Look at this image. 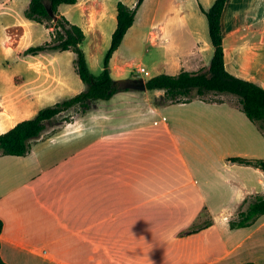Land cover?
<instances>
[{"label":"crops","instance_id":"obj_1","mask_svg":"<svg viewBox=\"0 0 264 264\" xmlns=\"http://www.w3.org/2000/svg\"><path fill=\"white\" fill-rule=\"evenodd\" d=\"M163 1L174 9L159 14ZM175 1L143 0L117 51L126 39L144 45L157 75L205 69L213 54L208 29L195 26ZM214 1L197 0L199 13V6L207 11ZM233 1L226 0L221 16L224 68L264 89V80L244 73L241 62L264 61V26H258L264 0L251 5L245 0L239 16L228 11ZM118 2L128 8L136 4L77 0L57 11L84 32L83 43L88 33L108 41ZM28 4L0 0V14ZM56 59L51 57L48 71L39 73L48 86L41 96L65 90L66 73L78 79L77 93L83 91L75 71L59 70ZM37 65L26 70L34 75ZM137 76L152 77L149 72ZM30 78L9 77L0 85V134L35 115L8 93ZM162 95L161 90L117 93L69 122L48 127L26 156H0L3 263L264 264V215L250 227H229L246 198H264V173L228 161L264 160V137L230 103L154 105ZM204 216L210 225L181 234L203 226Z\"/></svg>","mask_w":264,"mask_h":264},{"label":"trees","instance_id":"obj_2","mask_svg":"<svg viewBox=\"0 0 264 264\" xmlns=\"http://www.w3.org/2000/svg\"><path fill=\"white\" fill-rule=\"evenodd\" d=\"M142 2L143 0H136L133 8H128L121 2L117 3L116 28L102 61V71L95 76L89 70L85 54L81 49L85 40L84 32L78 26L70 24L57 11L59 5H75L77 0H29L24 17L30 22L43 25L48 30L49 40L39 46L27 48L23 55L36 56L47 51L73 53L74 71L84 85V90L38 110L30 119L18 122L14 127L0 134V156H26L32 144L42 137L48 127L55 128L62 122L70 121L67 118L58 122V117L75 109L81 114L85 113L97 101H109L115 94L121 92L141 91L142 85L145 87L144 91H163V95L154 102L156 106L186 104L194 100L212 103L203 98L209 94L232 97L235 102L230 103L231 106L242 112L264 137V89L251 80L229 74L224 68L221 16L226 0H215L207 11L199 6L200 12L206 19L208 36L213 48L211 60L205 69L197 72L181 71L173 76L160 74L147 80L140 77L115 80L111 77V57L132 26ZM45 4L51 7L55 20L47 14ZM17 80L15 78V83ZM228 161L252 166L264 173L262 159L231 158ZM262 215H264V198L250 196L239 207L236 219L229 221V227L230 229L250 227ZM203 224L200 227L193 225L181 234L196 233L210 225V222L205 220ZM1 229L0 222V233ZM0 264L5 263L0 259Z\"/></svg>","mask_w":264,"mask_h":264},{"label":"rangeland","instance_id":"obj_3","mask_svg":"<svg viewBox=\"0 0 264 264\" xmlns=\"http://www.w3.org/2000/svg\"><path fill=\"white\" fill-rule=\"evenodd\" d=\"M244 1L245 0L233 1V3L230 4V7H228V11H231L232 15L239 16L244 7ZM175 2L176 9H182V12L185 13L186 16H188L187 14L189 13V15L195 20V26H205L207 30L205 17L198 11L197 0H176ZM248 3L251 5L253 0H248ZM170 8V4L163 1L159 6L158 13L166 12L170 10ZM25 9L26 6L18 5L7 10L3 14H0V85L4 84L9 77H31L32 79L30 78L31 80L27 81L25 87H18L13 92H8V90L6 91L3 89V93H5V95L9 93V95L15 98L18 103L28 105L31 108L30 111L37 112L38 110L51 106L62 99L76 95L78 91L75 90V85L77 83L75 80L78 79H75L73 77L74 75L66 73L69 78L66 81L68 87L65 90H60L51 98L41 96L43 95V92H46L48 86L42 79H40L41 76L39 73L40 71L45 73L48 71L51 57L55 56V58H57L55 65L58 66L59 70L62 71L68 67V70L73 72L74 55L73 53H69L68 55L62 54L56 56L50 52L39 53L36 56L29 55L30 57L23 55V52L27 48L39 46L49 40L46 35V29L43 25L35 24L25 19ZM173 9L174 6L171 10ZM258 26H264V19L261 20V24ZM109 45L110 39L107 41V38L103 35L101 38H96L94 34L90 33L87 34L86 41L81 45V49L87 56L89 69L95 76L99 75L101 72L102 61ZM225 46L229 47L228 40L226 41ZM257 49L259 50L260 48ZM241 62H245L246 64L245 68H243L244 73L252 74L254 76L257 75L261 77V81L264 80V61L262 58L245 59L241 60ZM29 64H38L35 66L37 71L36 73L34 72L35 76L33 73L29 74L26 70ZM110 66V75L115 80H125L131 78L132 75H137L135 70L139 67H143L152 77L157 76L158 72L157 69L152 68L150 53L146 52L144 45H131L128 43L127 39L120 50L117 51ZM141 76L147 77L143 76V74H141ZM203 98L212 103L235 102L234 98L225 95L209 94ZM103 102L104 101H99L100 104ZM77 114H80L78 109L72 110L71 112L58 117L57 121L61 122L67 118L71 119V116ZM203 219L208 220L207 216H204ZM235 219L236 217L233 218V220ZM200 226L201 224L196 225V227Z\"/></svg>","mask_w":264,"mask_h":264},{"label":"water","instance_id":"obj_4","mask_svg":"<svg viewBox=\"0 0 264 264\" xmlns=\"http://www.w3.org/2000/svg\"><path fill=\"white\" fill-rule=\"evenodd\" d=\"M45 8H46V12H47V14H48L51 18H53V20H55V18L53 17V13H52L51 7H50L48 4H45ZM133 78H138V76H137V75H134ZM144 90H145V87H144V85H142V86H141V91H144Z\"/></svg>","mask_w":264,"mask_h":264},{"label":"built area","instance_id":"obj_5","mask_svg":"<svg viewBox=\"0 0 264 264\" xmlns=\"http://www.w3.org/2000/svg\"><path fill=\"white\" fill-rule=\"evenodd\" d=\"M135 73L136 74H145V75H147L146 70L144 68H142V67L136 68Z\"/></svg>","mask_w":264,"mask_h":264}]
</instances>
